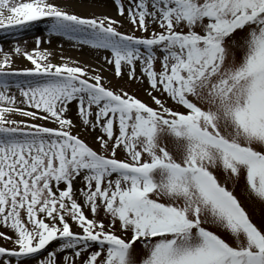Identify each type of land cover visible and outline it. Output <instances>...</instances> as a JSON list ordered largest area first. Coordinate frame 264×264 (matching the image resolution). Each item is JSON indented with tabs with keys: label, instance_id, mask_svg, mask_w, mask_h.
<instances>
[{
	"label": "snow or ice",
	"instance_id": "obj_1",
	"mask_svg": "<svg viewBox=\"0 0 264 264\" xmlns=\"http://www.w3.org/2000/svg\"><path fill=\"white\" fill-rule=\"evenodd\" d=\"M112 3L0 0V264H264V0Z\"/></svg>",
	"mask_w": 264,
	"mask_h": 264
},
{
	"label": "rangeland",
	"instance_id": "obj_2",
	"mask_svg": "<svg viewBox=\"0 0 264 264\" xmlns=\"http://www.w3.org/2000/svg\"><path fill=\"white\" fill-rule=\"evenodd\" d=\"M75 7L73 10L77 11L78 13L89 15V14H110V15H116L115 7L112 3V0H93V2H89V0H74ZM43 26L40 25L39 28H42ZM35 34H41L42 35V43L40 45L41 48H47L49 50L53 51V59H59L61 55H65L68 57H71L72 59L88 63L90 65L96 64H102L103 61L100 59V56L94 53L90 48H77L72 46V44L68 41L67 38L61 37L59 35H52L50 38L44 37L42 33L37 31L36 33H30L27 34V40L25 43L24 38L22 37L20 42L26 47L31 48L35 46L34 41V35ZM11 33L7 32L6 30L3 32H0V37L3 38V45L5 48L8 47L10 43V37ZM61 42H63V47H61ZM25 64H30L29 61H27L26 58H21V65L23 66ZM112 65H108V68H111ZM102 74L104 75H113L110 72H107L105 70ZM121 83V81H117L113 77V84ZM124 83L127 84L128 90L132 91L133 89L136 90V92L143 96L144 92L140 85L135 83L134 81H124ZM147 98V97H145ZM47 123V121H45ZM250 210H252L250 208ZM257 219L260 218V216L264 215V209H261L260 212H254L253 213ZM135 243V242H134ZM139 247V245H137Z\"/></svg>",
	"mask_w": 264,
	"mask_h": 264
}]
</instances>
